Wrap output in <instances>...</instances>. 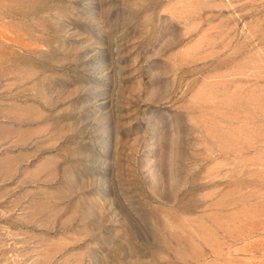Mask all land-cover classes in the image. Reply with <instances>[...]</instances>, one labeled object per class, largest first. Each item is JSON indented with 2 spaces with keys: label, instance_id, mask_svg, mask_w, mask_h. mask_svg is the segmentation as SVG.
<instances>
[{
  "label": "rangeland",
  "instance_id": "rangeland-1",
  "mask_svg": "<svg viewBox=\"0 0 264 264\" xmlns=\"http://www.w3.org/2000/svg\"><path fill=\"white\" fill-rule=\"evenodd\" d=\"M0 264H264V0H0Z\"/></svg>",
  "mask_w": 264,
  "mask_h": 264
}]
</instances>
